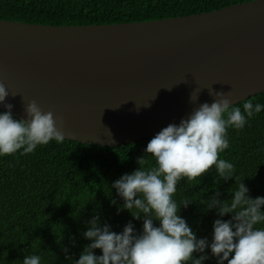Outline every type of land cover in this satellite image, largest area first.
Returning <instances> with one entry per match:
<instances>
[{"label": "water", "instance_id": "1", "mask_svg": "<svg viewBox=\"0 0 264 264\" xmlns=\"http://www.w3.org/2000/svg\"><path fill=\"white\" fill-rule=\"evenodd\" d=\"M0 81L19 119L35 100L67 139L138 142L211 104L209 91L232 105L264 91V0L112 24L0 18Z\"/></svg>", "mask_w": 264, "mask_h": 264}, {"label": "trees", "instance_id": "2", "mask_svg": "<svg viewBox=\"0 0 264 264\" xmlns=\"http://www.w3.org/2000/svg\"><path fill=\"white\" fill-rule=\"evenodd\" d=\"M246 1L251 0H0V18L51 25L112 24L202 13ZM248 100L264 105V91L231 107L243 113ZM152 138L120 146L65 138L61 143L38 145L32 153L20 150L0 156V264H23L29 255H38L40 264H75L91 242L83 233L96 215L101 226L106 223L117 233L129 221L137 234L142 232V219H134L126 209L118 212L123 199L111 185L139 167L138 157L145 155L146 166L155 164L145 153ZM227 139L229 147L220 158L234 165V176L243 180L250 197H264V108L243 129L228 128ZM235 177L214 183L219 177L213 167L192 181L193 187L187 178L178 182L173 199L178 204L193 201L187 208L181 206L179 214L197 238L211 242L214 220L231 218L232 214L218 217L215 209L207 210L200 201L219 191L220 199L230 202L231 192L238 189ZM257 227H264V222ZM94 252L102 254L100 249ZM205 254L209 258L202 264H217L210 248ZM199 255L194 253V258Z\"/></svg>", "mask_w": 264, "mask_h": 264}, {"label": "clouds", "instance_id": "3", "mask_svg": "<svg viewBox=\"0 0 264 264\" xmlns=\"http://www.w3.org/2000/svg\"><path fill=\"white\" fill-rule=\"evenodd\" d=\"M209 93L215 97L211 104H200L179 125L169 124L147 143L145 153L154 158L153 166H146L145 155L138 157L139 167L111 185L123 199L118 212L126 209L134 219H142V232L137 234L129 221L117 233L106 223L101 226L96 215L83 233L91 242L75 264H202L209 258L206 248H210L217 264H264V227H257L264 222V197H250L243 180L234 176V165L220 158V153L229 147L228 128L243 129L264 105L245 101L242 113L239 107H231L225 93ZM9 94L16 95L0 81V104L6 109L0 112V156L20 150L28 154L38 145L65 140L58 127L63 125L62 117L43 111L31 100L25 105V118L17 119L11 111L13 105L5 103ZM213 167L219 177L214 178V183L235 177L238 189L231 192L230 202L221 200L219 191L206 201L201 199L200 203L206 204L207 210L215 209L218 217L232 214L230 219L214 220L209 242L207 238H197L179 214L181 206L187 208L193 201L185 199L178 204L173 197L182 178H187L189 187H193L191 182ZM111 203L117 201L113 199ZM95 249L102 254L96 255ZM194 253H200L199 257L194 258ZM40 259L38 255L25 256L23 264H40Z\"/></svg>", "mask_w": 264, "mask_h": 264}]
</instances>
